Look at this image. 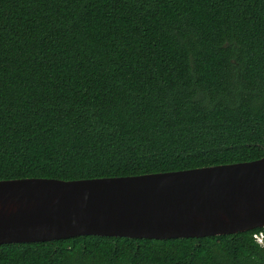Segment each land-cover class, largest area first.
<instances>
[{"label":"trees","instance_id":"obj_1","mask_svg":"<svg viewBox=\"0 0 264 264\" xmlns=\"http://www.w3.org/2000/svg\"><path fill=\"white\" fill-rule=\"evenodd\" d=\"M264 157V0H0V180ZM77 236L0 264H264L253 237Z\"/></svg>","mask_w":264,"mask_h":264},{"label":"water","instance_id":"obj_2","mask_svg":"<svg viewBox=\"0 0 264 264\" xmlns=\"http://www.w3.org/2000/svg\"><path fill=\"white\" fill-rule=\"evenodd\" d=\"M264 228V157L134 176L0 180V245L180 239Z\"/></svg>","mask_w":264,"mask_h":264},{"label":"built area","instance_id":"obj_3","mask_svg":"<svg viewBox=\"0 0 264 264\" xmlns=\"http://www.w3.org/2000/svg\"><path fill=\"white\" fill-rule=\"evenodd\" d=\"M253 237L261 246H264V235L262 232L254 233Z\"/></svg>","mask_w":264,"mask_h":264}]
</instances>
